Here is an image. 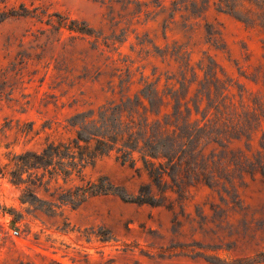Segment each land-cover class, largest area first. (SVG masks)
I'll use <instances>...</instances> for the list:
<instances>
[{
	"label": "rangeland",
	"instance_id": "obj_1",
	"mask_svg": "<svg viewBox=\"0 0 264 264\" xmlns=\"http://www.w3.org/2000/svg\"><path fill=\"white\" fill-rule=\"evenodd\" d=\"M204 1L0 0V264H264L261 174L238 182L231 195L199 184L183 203L171 193L166 206L109 194L76 209L58 198L78 180H53L49 192L43 186L36 193L57 205L54 214L24 202L29 183L13 176L17 156L72 140L78 113L150 106L143 97V105L136 102L148 85L158 87L170 112L180 98L193 121L203 122L208 91L197 95L205 81L201 65L211 61L220 79L218 92L211 85L214 98L251 110L264 106V29L219 11L217 0L207 7ZM60 16L68 18L66 27ZM72 20L86 22L92 36L71 31ZM175 47L183 48L185 62L171 57ZM259 114L253 137L232 140L229 150L251 158L264 153ZM215 117L209 112L208 119ZM216 148L223 150H210ZM102 176L130 194L149 182L115 154L85 171L87 181Z\"/></svg>",
	"mask_w": 264,
	"mask_h": 264
},
{
	"label": "trees",
	"instance_id": "obj_2",
	"mask_svg": "<svg viewBox=\"0 0 264 264\" xmlns=\"http://www.w3.org/2000/svg\"><path fill=\"white\" fill-rule=\"evenodd\" d=\"M210 3L211 0H205L203 5L207 7ZM214 5L219 11L233 14L249 26L264 29V0H217ZM192 6L196 14L199 4L194 2ZM60 19V28L66 27L68 18L60 16ZM69 29L82 35L93 34L86 22L72 20ZM217 34L211 27L210 38H216ZM160 55L165 60L169 51ZM170 55L177 61L185 62L187 59L181 47H175ZM217 67L213 61L206 67L201 65V70L206 69L205 81L197 96L208 91L209 101L203 122L193 121V109L184 106V111L180 98L170 112L169 106H162L164 97L153 85H148L136 99L138 105H143V97L150 106H101L75 115L71 119V126L76 131L72 140L50 142L40 152L30 150L16 157L13 176L20 183H29L24 202L54 214L57 205L41 200L36 189L45 186L49 192L52 181L59 179L65 184L78 180L73 188L62 190L58 198L60 204L76 209L92 198L109 194L117 195L125 202L166 206L168 202L172 204L171 193L177 195L179 203H183L188 199L191 188L199 184L216 189L220 194L231 195L237 189L236 184L245 183L247 176L261 174L264 177V153L251 158L242 151L229 150L232 140L253 137L254 131L260 127L259 111L264 113V106H255L251 110L219 102L217 94L214 98L211 85L215 86L216 92L220 89ZM195 110L197 114L201 110L198 103ZM209 112L216 117L208 119ZM214 145L223 150H210ZM261 146L264 149V134ZM112 154L122 165L147 175L149 182L143 184L137 194L116 186L107 176L86 180V169L95 167L100 159ZM27 173L29 179L25 181L23 176ZM47 176L50 180L45 182ZM260 257L264 261V253Z\"/></svg>",
	"mask_w": 264,
	"mask_h": 264
}]
</instances>
